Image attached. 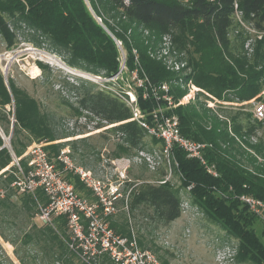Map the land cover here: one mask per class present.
Segmentation results:
<instances>
[{
    "label": "trees",
    "instance_id": "1",
    "mask_svg": "<svg viewBox=\"0 0 264 264\" xmlns=\"http://www.w3.org/2000/svg\"><path fill=\"white\" fill-rule=\"evenodd\" d=\"M236 13L262 32L250 56L227 36ZM137 26L159 36L173 31L176 48L187 54L191 73L176 81H180L179 86L190 81L207 94L198 93L194 101L191 97L182 101L187 91L170 86L176 103L170 112L178 116L184 136L206 143L204 154L215 164L219 176L208 175L196 159L188 158L183 150L174 147L175 174H180V185L174 187L169 181L135 184L128 205L130 213L141 212L168 225L182 213L181 190L192 185L187 192L190 201L207 219L221 224L238 240V259L264 264V224L257 232L251 224L258 218L246 213L245 206L235 198L244 193L264 199V118L255 119L251 105H246V109L232 105L264 97V0H0V37L7 49L15 48L22 37L34 47L61 57L70 67L111 77L118 71L121 60L113 35L126 50L125 63L129 70L137 65L139 74H145L152 84L173 80L174 73L151 55V37L138 33ZM38 65L42 72L48 70L41 62ZM6 79L7 83L0 70V189L6 190L0 199V237L15 244L1 222L23 231L17 239L36 252L20 254L14 248L19 264H36L37 260L42 264L44 260L48 264H74V258L75 264H86L67 246L65 217H53L51 225L34 223L38 204L47 203L43 192L18 193L11 187L16 170L13 159L21 157L33 142H51L62 136L55 129L51 113L43 111L38 100L11 78ZM81 87L80 91L71 86L77 94L76 103L64 104L77 114L87 111L97 117L96 129L102 126L100 122L113 124L111 131L118 134L115 143L118 151L114 150V156L144 145L146 133L129 120L131 111L124 102L92 84L82 82ZM201 94L205 99L202 102L198 100ZM137 97L142 109L154 105L151 100H141V89L137 90ZM207 100H216L217 108H211ZM1 131L8 136L12 131L9 146H3ZM59 148L58 144L45 146L50 158ZM19 162L23 165L24 161L20 158ZM58 167L61 169L62 164ZM63 178L78 194L93 199L88 197L92 192L79 176L66 170ZM238 203L243 207L239 209ZM109 226L117 234H130L124 213L110 221ZM138 241L145 248L142 240ZM0 264L14 263L4 256ZM94 264L110 262L104 257Z\"/></svg>",
    "mask_w": 264,
    "mask_h": 264
},
{
    "label": "rangeland",
    "instance_id": "2",
    "mask_svg": "<svg viewBox=\"0 0 264 264\" xmlns=\"http://www.w3.org/2000/svg\"><path fill=\"white\" fill-rule=\"evenodd\" d=\"M136 30L138 33H142L144 37H151V55L161 60L167 69L174 73V79L169 81V85L187 91L182 101H188L189 97L194 101V97L198 93L205 92L190 81L184 86H179L178 82L180 81H176L189 75L191 68L188 67L187 54L176 48L173 31L159 36L155 32L149 33L141 26H137ZM260 33L262 32L255 29L252 22L244 21L241 14L236 13L227 36L232 44L242 48V51L250 56L261 37ZM122 49L119 69L111 78L87 72L93 75L89 78L77 75L75 70L79 69L66 65L61 57L49 52L47 49L34 47L22 37L18 38V44L13 49H7L0 37V70L5 72L6 77L11 78L17 86L25 89L35 97L43 111L51 113L55 129L62 137L46 142V145L58 144L60 145L59 151L67 149V155L75 167L92 168L91 171L95 175L111 178L114 177L115 171L112 169L109 159L114 157L131 158V166L125 174L128 179L120 186V192L125 195L128 194L126 202L129 205L130 195L135 184L142 181L158 184L159 179L162 178L160 175L165 172V164L160 155L162 143L153 141L150 136H144V145H141L140 148L130 149L129 152L124 151L123 154L114 156V150L118 151L115 145L118 134L111 131L113 124L100 122L102 126L96 129L94 123L99 122L97 117L87 111L77 114L64 104V102L76 103L77 94L75 90L71 89V86L78 87L81 91L82 82L83 84H92L95 89L113 88L120 92L130 90L137 92L134 80L131 77V71L136 69L137 65L134 64L132 70L128 69L125 63L126 50L123 47ZM38 62L46 65L48 70L42 72ZM101 78L102 80H99ZM198 100L200 102L204 101V96L199 95ZM206 102L211 108H217L214 104L216 100H207ZM260 103L264 104V97L239 104L232 103V105L245 108L246 105L255 106ZM9 108L7 106V109ZM1 134L5 142L8 135H5L2 131ZM120 145L127 149L125 148L127 146L123 143H120ZM56 155H52V161H55ZM21 159L24 162L23 165L20 162V165L22 168H26L27 163L23 155ZM99 162L102 163V167L99 166L101 164ZM16 170L13 173L15 178ZM70 171L79 176L74 170ZM65 172L66 170L62 175ZM169 183L172 186L179 185L176 178H172ZM85 191L88 194L86 189ZM88 197H93V194H89ZM180 197L182 213L179 218L168 225H163L157 220H151L141 212L130 213L129 207L127 209L123 207L125 203L123 200L118 202V211L108 218V222L124 213L130 227V234L119 235L128 238L133 237L138 249L151 253L157 264H252L238 259V240L229 234L221 224L207 219L202 211L190 201L188 193L182 190ZM15 198L16 196H12V199ZM238 207L240 209L243 206L238 203ZM245 212L250 214L247 210ZM33 221L38 226L43 225L37 219V216L34 217ZM16 223L19 225L21 219L18 218ZM262 224H264L263 219L255 218V222L251 225L259 232ZM1 225L8 234L9 239L15 244L11 245L0 237V258L7 256L14 264H19L13 253L14 248H17L20 254L25 251L26 255H33L36 252L32 246L24 247L21 245L20 239H17V235L21 236L23 231L21 232L13 225H6L4 222H1ZM138 239L142 240L145 248L139 245ZM39 257L41 258L40 254ZM72 262L75 264L77 261L74 258ZM29 264L32 263L29 262ZM36 264L42 263L37 260ZM43 264L48 263L44 260Z\"/></svg>",
    "mask_w": 264,
    "mask_h": 264
},
{
    "label": "built area",
    "instance_id": "3",
    "mask_svg": "<svg viewBox=\"0 0 264 264\" xmlns=\"http://www.w3.org/2000/svg\"><path fill=\"white\" fill-rule=\"evenodd\" d=\"M117 46L122 53L121 42ZM135 59L136 51L133 50ZM77 75L92 77L93 75L75 70ZM135 88L141 89V100L152 101L151 108L142 109L139 105L137 92L132 90L120 92L113 88L105 89L130 108V121L136 122L146 136L160 140L162 148L160 155L165 164V174L158 183L169 181L175 174L177 162L173 155V148L179 147L188 158L196 159L205 172L218 177L219 173L215 164L209 162L204 154L206 143L192 140L180 131L179 118L170 112L176 106L170 94L169 82L152 84L145 74L140 75L138 69L131 71ZM111 78V77H109ZM99 80H102L99 79ZM209 105V104H208ZM253 117L264 118V104L253 106ZM3 137V136H2ZM46 142H33L23 153L26 160V169L20 165L19 158L13 159L16 165V178L11 183L18 193L35 195L41 190L47 199L46 204H38L37 219L43 225H51L52 218L62 216L66 219V228L69 233L67 246L70 251L83 263L94 264L100 258H107L110 264H157L155 257L148 251H140L135 239L121 236L109 226L108 218L118 211L117 204L120 200L125 203L128 194L120 192V186L128 179L125 174L131 166L130 157H114L109 159L114 177L97 176L92 171L82 167H75L69 157L68 150L62 149L55 156V161L49 157L45 149ZM62 164V168L58 167ZM64 170H74L79 175V180L91 190L93 199H88L78 194L73 186L63 178ZM192 185L182 189L189 192ZM181 190V191H182ZM5 195V190L0 189V199ZM235 198L259 219L264 221V199L250 194H239Z\"/></svg>",
    "mask_w": 264,
    "mask_h": 264
},
{
    "label": "water",
    "instance_id": "4",
    "mask_svg": "<svg viewBox=\"0 0 264 264\" xmlns=\"http://www.w3.org/2000/svg\"><path fill=\"white\" fill-rule=\"evenodd\" d=\"M107 32L111 35V33H110L108 30H107ZM111 36H112V38H113L115 41H117V40L114 38L113 35H111ZM61 64L65 65L64 63H61ZM65 66H66V65H65ZM66 67H68V66H66ZM3 74H4L5 82L7 83V79H6L5 72H3ZM11 130H12V125H11ZM11 132H12V131H11ZM11 132H10V134H9V136H8V139L5 141V142L8 143V144H9V142H10ZM6 143H4L3 146H7ZM8 146H9V145H8Z\"/></svg>",
    "mask_w": 264,
    "mask_h": 264
},
{
    "label": "crops",
    "instance_id": "5",
    "mask_svg": "<svg viewBox=\"0 0 264 264\" xmlns=\"http://www.w3.org/2000/svg\"><path fill=\"white\" fill-rule=\"evenodd\" d=\"M103 159H104V158H103ZM99 163H101V162H99ZM99 166L102 167V163H101ZM83 168H84V167H83ZM84 169H88V170L91 171L92 168H84ZM172 178H176V179H178V182H179V178H178L177 176L174 175ZM172 178H171V179H172ZM171 179H170V180H171ZM170 180H169V181H170ZM179 185H180V182H179ZM179 185H178V186H179ZM178 186H174V187H178Z\"/></svg>",
    "mask_w": 264,
    "mask_h": 264
},
{
    "label": "bare ground",
    "instance_id": "6",
    "mask_svg": "<svg viewBox=\"0 0 264 264\" xmlns=\"http://www.w3.org/2000/svg\"><path fill=\"white\" fill-rule=\"evenodd\" d=\"M34 69H36V68H34ZM38 69V68H37Z\"/></svg>",
    "mask_w": 264,
    "mask_h": 264
}]
</instances>
